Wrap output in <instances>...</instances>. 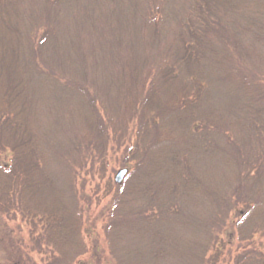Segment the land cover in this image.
<instances>
[{"label": "trees", "instance_id": "trees-1", "mask_svg": "<svg viewBox=\"0 0 264 264\" xmlns=\"http://www.w3.org/2000/svg\"><path fill=\"white\" fill-rule=\"evenodd\" d=\"M36 1L39 6L44 5L43 17L38 16L35 27L29 31L33 17L27 19L25 1L0 0V154H10V161L0 165V216L12 218L16 212L22 219L41 215L45 222L46 244H52L57 251L62 249L59 260L67 262L71 256L72 264L83 254L79 248L82 220L76 211L67 208L64 182L55 169L56 161L46 140L40 138L39 119L33 114L40 106L41 97L36 85L44 91L50 88V80L60 78L47 73L58 70L60 59H69L70 70L83 77L81 81L74 80L78 89L73 93L80 98L78 108L85 109L82 112L74 108L75 113L80 111L78 125L83 128L82 141L86 147H95L96 154L101 155L111 132L127 133L131 125L132 137L116 143L118 147L124 146V154L128 155L122 163L128 169L122 189L124 196L139 200L176 198L185 209L193 207L195 211L204 207L200 215L207 218L214 214L211 207L214 203L222 212L219 220L211 224L213 231L225 227L223 219L233 210L235 219L234 224L229 223V230L226 229L228 238L236 235L239 241H249L253 246L256 239L257 244L261 243L259 239L264 243V184L248 186L249 180L264 182V135L263 138L257 135L261 151L243 160L238 172L230 170L232 174L225 181L228 182L225 189L219 188L216 178L205 173L207 170H196L192 165L189 169L186 167L191 155V164H195L199 160L198 153L209 151L202 145L212 134L204 128H214L217 136L222 134L218 138L223 141L229 138L224 128H233V123H227L217 110L213 102L214 90L227 84L233 96L249 105L256 120L258 113H264V79L249 76L248 81L232 63L234 50L239 51L243 41L240 36L245 32L237 36L239 19L247 17L249 25L257 29L258 22L264 20V0H188L183 16L174 24L168 23L170 32L164 46L165 59L148 63L119 58L113 59L112 65L109 53L114 52L115 42L107 40L104 43L101 2H107L108 13L115 10L105 17L106 28L110 31L120 21L116 16L131 13L139 6L138 0ZM166 23L161 18L151 28L161 32ZM60 32L65 35L64 40H57ZM84 33L89 37L88 42H80L86 36ZM50 36L54 37L52 44L48 41ZM258 57L264 59V55ZM88 58L92 70L98 65L105 72L113 68L124 83L111 102H98L85 86ZM34 72L38 77L42 72L47 76L39 77L35 85L29 79L35 77ZM67 85L71 83L64 84ZM103 86L108 88L105 80ZM123 117L128 124L121 122ZM74 120L77 123V118ZM254 126L258 123L250 121L253 137L257 132ZM85 127L89 128L85 130ZM96 138L99 139L89 143ZM251 141L249 133V143ZM222 147L226 150L227 146ZM229 166H232L231 160ZM151 194L155 196L149 197ZM35 209L39 214L33 211ZM182 211L171 208L157 211L160 218L154 223V229L158 230L154 235L159 252L144 254L141 258L133 255L137 254L134 250L130 251V264H146L148 257L157 263L169 257V252L174 258L189 256L186 248L193 245L190 233L195 217L186 216ZM140 233V227L132 231L130 241L140 240ZM211 238L212 242L205 243L203 257L215 243V237ZM22 257L25 256L20 254L18 259L11 256L10 264L28 261ZM235 264H264V253L251 249L237 255Z\"/></svg>", "mask_w": 264, "mask_h": 264}, {"label": "rangeland", "instance_id": "rangeland-1", "mask_svg": "<svg viewBox=\"0 0 264 264\" xmlns=\"http://www.w3.org/2000/svg\"><path fill=\"white\" fill-rule=\"evenodd\" d=\"M24 1V6L28 10L27 19L33 17L29 28L30 31L35 27L37 17H43L44 5L39 6L36 0ZM187 1L138 0L139 6L132 10L131 13H121L116 16L120 21L115 23L116 26L110 31L106 28L105 17L112 14L115 10L108 13L107 2H101L103 15H100V17L104 19V43L107 40L110 43L115 42L114 52L109 53L111 56L109 64L112 65L111 61L119 58L144 60L148 63H158L161 59H165L164 46L169 41L167 34L170 32L168 23L174 24L183 16L187 8ZM92 2L96 3L97 0ZM161 18L167 23L161 27V32L154 31L151 27ZM239 23L240 26L239 28L236 27V29L240 31L236 30L238 32V35H236L239 36L243 31L245 32L243 33L244 35L242 34L243 36H240L243 41L240 40L242 46L239 51L234 50L233 67L234 69H240L241 75L246 76L248 81L249 76L254 79H258V76H261L264 79V59L261 60L258 57L259 55H264V20L258 22L257 29H254L253 25H249L247 17L240 18ZM248 25L249 27L244 30ZM60 33L56 35L57 40H64L65 35L63 36ZM84 34L86 36L80 42H88L89 37L86 33ZM48 41L51 44L54 43V37L50 36ZM107 58L105 57V59ZM88 59L90 64H88L86 70L88 78H85V86L98 102H111L118 90L119 92L121 91V86L124 83L121 82L113 68L105 72V69L100 68L98 65L92 70L91 59ZM59 61L61 66L56 68L58 70L47 73L60 78L57 81L54 79L50 80L49 83H52L50 88L46 87L44 91V88L36 85L40 79L39 77L47 76L46 72L39 74V77L35 76L34 72L33 76L35 77L29 79L39 87L38 91L41 94L40 106L33 110V114L37 120L39 119L37 123L41 131L40 138L46 140L50 154L53 155L56 161L55 169L61 174V180L64 182L62 185L68 210L76 211L82 220L79 248H81V253L83 254L72 264H130L132 261L130 251L134 250L133 252H137V254L133 255H138L141 258L144 254H155L154 252H157L159 248L157 242L155 243L154 235L155 232H158V230L154 229V223L160 218L157 216V211L161 210L164 212L168 208L174 211L180 209L183 210L182 212L186 216L191 214L195 217L191 224L190 233V236L194 238L192 240L193 245L186 248L189 256L174 258L170 257L171 253L169 252V257L167 256L162 261L157 260L159 263L155 262L156 264H163V262L164 264H235L237 255L248 252L251 249L264 253V243L261 239H259L261 241L260 244H257L258 240L256 239L255 246H253L249 245V241H239L236 235H232L231 239L228 238V225L229 223L234 224L235 219L233 210L228 211L227 216L223 219L222 225L225 223V227L215 232L211 224L215 219L219 220V213L222 210H219L214 203L211 204L214 214L207 218L204 214L203 216L200 215L204 213V207L195 211L193 207L185 209L176 198L168 200L160 198L158 200L153 197L155 196L154 194H151L149 197L153 198L139 200L134 199L132 196L131 198L128 195L124 196L122 189L125 186L124 180L128 175V169L121 183H116L115 177L119 170L126 169L122 163L126 161L128 155L124 154V146L118 147L116 143L118 141L121 142L122 139L132 137L131 125L127 133L120 130L116 134L111 132L106 148L101 152V155L96 154L95 147L88 146L89 148H87L82 141L83 128L78 125L81 116L80 111L77 110V113H75L74 109L75 107L79 109L77 103H79L80 98L73 93L74 89H78L74 84V80L81 81L83 77L76 75L73 70H70L71 61L69 59H60ZM67 70L70 71L67 72ZM103 80L107 82L108 88L103 86ZM66 82H70L71 85L64 86ZM213 100L217 110L224 115L225 118L223 117V119L227 123H233L232 130L224 128L229 138L223 141V138H218L222 134L217 136L214 128H204L203 130L212 134L209 140L202 145L204 148L207 147L209 151L202 149L204 153L201 155L198 153L199 160L195 164H191L193 162L192 155L191 161L188 157L189 160L185 162L188 169L192 165L196 170H207L208 172L205 173L215 177L216 184L222 190L226 188L228 182L225 181H228L230 174L239 171L243 160H249V157H253V153L261 151L259 146L261 144L257 135L263 138L264 113H258L256 120L254 115L252 116L251 114L249 105H245L239 97L233 96L227 84H223L222 87L214 90ZM97 101H95L96 104H98ZM79 110L85 111L84 108ZM75 118H77V123L74 122ZM123 121L125 125L128 124L127 119L125 120L124 117L121 122ZM250 121L258 123V126H254L257 130L254 137L252 129L249 130ZM216 122L219 123L217 120ZM88 128L85 127V130ZM249 133L252 140L250 143ZM199 134L200 132H198ZM98 139H92L89 143ZM221 141H223V145L226 144V150L222 147L223 145L221 146ZM230 160L232 166H229ZM9 161V152L0 154V165H4ZM219 167L227 168L224 170L226 174ZM230 170L232 173H230ZM253 184L262 186L264 182L260 180L258 183H253L252 180H249V188ZM119 200L122 201L120 204L118 203ZM198 206L200 205L198 204ZM206 210L207 207H205ZM33 211L36 212L37 209ZM37 213L39 214V212ZM12 216V218L0 216V264H10L9 259H11V256L18 259L20 254L28 259L27 262L23 261V264L71 263L73 260L71 256L68 257L67 262L59 260L58 257L62 249L59 248L57 251L52 244H46L44 238L46 233L45 222L41 215L35 218L25 216L22 219L16 212ZM186 216H182V218L188 219ZM138 227L141 229L140 235L142 237L138 241L131 242L130 239L133 237L130 238L129 234H132V231H137ZM218 227H220L219 224ZM211 237H215V243L211 245L213 247L203 257V252L206 250L205 243L212 242L213 239ZM65 251L67 252V250ZM163 253V258H165ZM25 257H22V259L26 260ZM199 257L201 260H199ZM154 261L151 257L145 258L146 264H155L153 263Z\"/></svg>", "mask_w": 264, "mask_h": 264}, {"label": "water", "instance_id": "water-1", "mask_svg": "<svg viewBox=\"0 0 264 264\" xmlns=\"http://www.w3.org/2000/svg\"><path fill=\"white\" fill-rule=\"evenodd\" d=\"M126 174H127L126 169H121L120 171H118L116 174V177H115V182L118 184L121 183V181L123 180V178Z\"/></svg>", "mask_w": 264, "mask_h": 264}]
</instances>
